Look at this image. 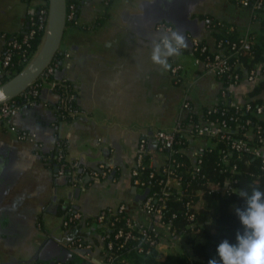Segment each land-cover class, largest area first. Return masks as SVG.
<instances>
[{
	"label": "crops",
	"instance_id": "1",
	"mask_svg": "<svg viewBox=\"0 0 264 264\" xmlns=\"http://www.w3.org/2000/svg\"><path fill=\"white\" fill-rule=\"evenodd\" d=\"M37 3L0 0V53L6 37L21 32L28 11ZM76 19L65 30L56 79L75 89L78 115L59 119L60 90L47 84L35 104L19 103L13 120L17 128L35 131L36 140H19L9 126L0 127V264H68L69 234L60 211L68 206L93 217L126 203L129 214L144 219L143 194L131 174L140 139L149 140L151 163L160 166L163 160L154 134L185 117L183 100L188 98L198 114L221 99L222 82L196 63L193 41L215 45L218 29L210 26L212 20L238 30L259 28L250 9L238 0H80ZM163 23L176 27L188 44L170 58L167 71L150 60L151 40ZM192 60L196 68L191 67ZM177 63L183 66V75L175 83L171 70ZM248 84L235 88L237 102L250 100L257 84ZM58 139L65 141L68 160L78 164L81 174L75 184L68 175L54 172L46 160ZM210 144V139L198 138L187 154L195 161L197 148ZM102 165L112 174L95 177L93 171ZM71 232L92 240L87 226ZM172 249L163 247L167 254ZM94 254L102 262L99 248Z\"/></svg>",
	"mask_w": 264,
	"mask_h": 264
},
{
	"label": "built area",
	"instance_id": "2",
	"mask_svg": "<svg viewBox=\"0 0 264 264\" xmlns=\"http://www.w3.org/2000/svg\"><path fill=\"white\" fill-rule=\"evenodd\" d=\"M29 3L34 0H24ZM35 9L29 10L26 22L21 30L13 35L6 37L4 50L0 53V85L11 79L15 69V57L18 56L23 62L28 63L35 54L34 40L37 34L45 31L48 20V2L47 0H37ZM80 0L68 1V21L77 23V6ZM240 6L250 9L252 19L260 14L264 8V0H238ZM221 29L233 34L235 37L225 36L217 38L215 45L210 46L200 40H194L192 45V53L195 55L197 64H201L205 70L213 71L222 82L220 101L201 113L192 111L191 101L183 100L181 112L186 113L185 117L179 116L175 125L170 129H159L154 134L156 151L161 154L163 163L160 166L151 163V151L148 146V139L142 138L136 155L134 168L131 170L133 182L135 185L143 189L145 186L153 184L156 173L165 175L157 181L160 186L159 191L154 192L141 202V209L144 219H135L128 212L126 203H121L118 208L104 209L93 217H88L82 211L71 206L66 207L67 211L63 213L62 226L65 230L73 227H79L83 223L89 229L94 225H98L101 232L100 242L96 243L93 239L88 240L86 236H71L66 240V248L75 251L87 262V264H134L133 257L129 254L136 251L144 256H149L153 251L160 254H167L163 251V247L171 248L175 246H186V238L183 234L177 233L172 229L170 222L164 219V212L167 207L166 200L172 193V190L180 192L184 188L183 176L179 174L185 163L178 159L179 152L188 156L193 170L190 174L200 171L203 152L207 148H214L213 138L229 140L232 149L238 151H253L256 156L263 158L264 162V137L261 134V126H251L252 120L247 118L245 122H241L240 115L245 112H252L258 118H264V104H256L255 106L250 100L239 103L234 99L235 88L242 82H250L258 84L264 78V65L259 64L256 67L247 69L241 60L243 52L253 51L254 37L251 34V28L238 30L233 25L224 22H217ZM162 28H173L169 24L163 23ZM60 56V55H58ZM61 58H55L51 65L47 67L41 78L34 82L21 95L22 101L27 104H35L38 100L41 89L44 85H49L53 89H59L61 93L60 102L57 105L58 116L60 113L68 114L75 118L79 110L76 105L77 94L71 84L64 80L53 79L56 69L61 65ZM183 66L180 63L172 67L171 73L175 83L182 79ZM221 105L234 107L235 112L230 115V120L226 118H212L218 112ZM228 108V107H225ZM225 110V109H224ZM20 112V105L15 102L5 103L0 106V127L7 125L16 132L19 140H36L37 133L27 128H17L13 125V120ZM64 114V115H65ZM226 112H222V116ZM63 117V115H61ZM234 134V135H232ZM240 134L241 137L236 136ZM179 135L182 137L179 140ZM198 138H208L210 145H203L197 148V157L192 161L187 154V150ZM258 138L260 145L254 147L250 141ZM185 143L186 145L176 148L177 143ZM55 158L57 160V173L61 176L69 177V181L73 184L78 182L81 172H79L78 164L72 163L67 158L66 144L63 139H58L55 144ZM230 152H223V161L226 169L235 174L237 172L236 165H230L228 157ZM150 157L148 162L146 157ZM46 160L49 161L50 154H47ZM147 167L154 169L143 177V171ZM195 170V171H194ZM111 168L102 165L99 170L93 171L95 177H108L112 173ZM230 180L225 182L229 185ZM225 186L223 190H227ZM200 192H197L199 194ZM196 204L188 202L186 204L188 218L193 220L197 210ZM201 206V204L199 205ZM193 208L194 210H191ZM122 223L118 225V223ZM194 226V223H193ZM189 227V225H188ZM187 227V228H188ZM189 246V245H188ZM99 248L102 252V262L96 261L95 251ZM73 261V260H72ZM68 264H79L76 261ZM43 264V263H40ZM56 264H65L62 261Z\"/></svg>",
	"mask_w": 264,
	"mask_h": 264
},
{
	"label": "trees",
	"instance_id": "3",
	"mask_svg": "<svg viewBox=\"0 0 264 264\" xmlns=\"http://www.w3.org/2000/svg\"><path fill=\"white\" fill-rule=\"evenodd\" d=\"M70 2V0H68ZM48 2V0H47ZM264 13V8L260 11ZM260 13V14H261ZM258 14L253 18V21L259 23L258 30L253 31L251 34L254 37L253 51L243 52L241 60L244 63V67L250 69L256 67L259 64L264 65V15ZM217 22L212 20L210 26L214 29H218L215 32L217 38L225 36L235 37L236 34H230L223 28L221 29ZM223 22V21H222ZM74 21H68V24H73ZM226 26L229 24L224 22ZM44 31H41L34 40V49L36 50L42 41ZM57 58H61V55ZM20 57H15V72L13 76L18 74L26 65ZM58 69V68H57ZM56 69V71H57ZM11 76V78L13 77ZM56 78V72L52 76ZM264 94V78L250 91V102L255 106L256 104H264L262 95ZM21 97L17 98L15 103H21ZM228 107V108H225ZM225 109V110H224ZM205 111L207 108L204 109ZM225 111V115H221ZM235 112L234 107L221 105L218 112L215 113L212 118H230V115ZM65 114V113H64ZM60 113L59 119L72 120L73 117L68 114L64 115ZM63 115V117L61 116ZM241 122H245L247 118L252 120L251 126H261V134L264 137V118H258L252 112H245L240 115ZM230 120V119H229ZM234 135V134H232ZM236 136L241 137L240 134ZM182 137L179 135V140ZM214 148H207L203 152L202 161L200 164V171L190 174L193 170L188 156L184 153L177 154L178 159L185 163L181 168L179 174L183 176L184 188L183 191L172 190V193L168 196L166 202V209L164 212V219L170 222L172 229L177 233L183 234L186 238V242L192 250V256H185L176 253L160 254V252L153 251L151 255L144 256L136 251H132L129 256L134 260V264H208L209 260L216 259L217 264H222L217 248L220 243L227 240L230 244H236V235L238 232L243 233L244 226L242 225L236 209L246 208V201L243 197L239 196L241 190L251 194L253 189L264 191V162L263 158L256 156L253 151L243 150L238 151L232 149L229 140L221 139L219 137L213 138ZM251 145L258 147L260 145L258 138H254L250 141ZM187 142L177 143L176 148L186 145ZM223 152H230L228 157L230 165L237 166V172L235 174L230 173L226 169V165L223 161ZM146 161L150 160V157L145 158ZM49 162L54 172L57 173V160L55 158V152L50 154ZM154 167H147L144 171L143 177H146ZM162 173H156L154 183L145 186L140 189V186L135 185L137 189H140L143 194V199L154 192L159 191L160 186L157 181L164 178ZM230 180L229 188L223 190L225 182ZM197 192H200L197 194ZM142 199V200H143ZM202 201L201 206L193 211L195 218L190 220L188 218L187 206L188 202L193 204ZM191 210H194L191 208ZM61 213H65L67 209H61ZM194 223V226H193ZM122 223H118L121 225ZM189 225V227H188ZM84 226L83 223L79 227ZM188 227V228H187ZM73 227L68 230V237L74 236L71 232ZM91 238L96 242H100L101 232L98 225L94 224L91 227ZM72 234V235H71ZM80 236V235H76ZM68 263H74L72 260H68Z\"/></svg>",
	"mask_w": 264,
	"mask_h": 264
},
{
	"label": "clouds",
	"instance_id": "4",
	"mask_svg": "<svg viewBox=\"0 0 264 264\" xmlns=\"http://www.w3.org/2000/svg\"><path fill=\"white\" fill-rule=\"evenodd\" d=\"M188 47L187 39L176 27L157 29V35L151 40V62L161 70L167 71L170 58L179 56L182 49ZM227 188V184L225 185ZM239 196L246 201V208L236 209L243 233L236 235V244L224 240L217 252L222 264H264V191L253 189L251 194L241 190ZM208 264H217L216 259Z\"/></svg>",
	"mask_w": 264,
	"mask_h": 264
},
{
	"label": "water",
	"instance_id": "5",
	"mask_svg": "<svg viewBox=\"0 0 264 264\" xmlns=\"http://www.w3.org/2000/svg\"><path fill=\"white\" fill-rule=\"evenodd\" d=\"M48 20L42 41L33 58L11 79L0 85V106L15 102L60 54L61 43L68 27V0H48ZM70 259L79 264H87L81 255L69 251ZM51 264H54L53 262Z\"/></svg>",
	"mask_w": 264,
	"mask_h": 264
},
{
	"label": "rangeland",
	"instance_id": "6",
	"mask_svg": "<svg viewBox=\"0 0 264 264\" xmlns=\"http://www.w3.org/2000/svg\"><path fill=\"white\" fill-rule=\"evenodd\" d=\"M25 3L27 4V2H25ZM190 65H191L192 68H196L194 66V64H193V60L190 62ZM254 84L256 85V83L253 82L251 84H248L247 86L248 87H253ZM242 91H243L242 88H240L238 90V93H239L238 97L239 98L242 97L241 95H243ZM200 204H202V201H199L196 206L198 207ZM170 252L171 253L180 254V255H185V256H192L193 255L192 250H191V248L188 245H186L185 247H182V246H179V245L175 246V247H173V249Z\"/></svg>",
	"mask_w": 264,
	"mask_h": 264
},
{
	"label": "flooded vegetation",
	"instance_id": "7",
	"mask_svg": "<svg viewBox=\"0 0 264 264\" xmlns=\"http://www.w3.org/2000/svg\"><path fill=\"white\" fill-rule=\"evenodd\" d=\"M67 256H68V258H70L69 255H67Z\"/></svg>",
	"mask_w": 264,
	"mask_h": 264
}]
</instances>
